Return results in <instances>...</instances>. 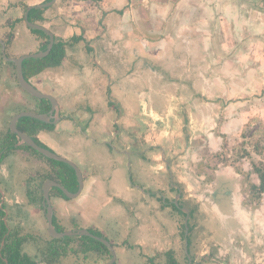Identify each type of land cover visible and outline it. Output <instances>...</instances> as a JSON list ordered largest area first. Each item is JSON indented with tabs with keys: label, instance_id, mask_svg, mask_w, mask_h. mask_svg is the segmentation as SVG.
<instances>
[{
	"label": "crops",
	"instance_id": "crops-1",
	"mask_svg": "<svg viewBox=\"0 0 264 264\" xmlns=\"http://www.w3.org/2000/svg\"><path fill=\"white\" fill-rule=\"evenodd\" d=\"M9 1L12 4L23 2L27 6H33L45 0ZM10 8L14 9V14L15 11L16 14L21 13V7L17 5ZM44 16L42 25L50 29L55 36L63 40H68L73 35H82L84 38L65 47V57L58 67L47 68L39 75L31 77V80L45 88V92L52 93L57 98L63 115L71 116V119L60 121L54 133L63 129L62 133L74 138L79 133L70 134L69 126L74 124L78 130L85 128L91 112H95L98 106L96 102L98 100L100 102L101 99L100 105L106 107L108 111L100 124L109 123L108 128L118 125L131 126L129 132L134 136H140L144 130L143 123H148L147 120L156 123V120L164 119V116L156 115L151 104V92L156 90L158 93L163 86H155L152 79L168 75L164 72L167 62L172 63V66L178 64L186 66L187 71H192L190 57L193 55V49L198 50L201 45L200 49L205 51L208 57L206 62L208 70L200 73V76H215L217 57L227 62L233 54L234 60L239 62L240 66L232 70L224 65L221 68L223 75L233 77L239 74L240 78L247 79L250 71L254 70L256 77L259 78L257 82L262 85L245 80L244 85L237 90L230 87L228 99L234 91L247 96L249 93L257 92L259 86L262 87L263 93L255 97L254 109H247L246 106L252 107L247 104L246 97L234 103L229 102L228 106L239 104V108H242L237 116L232 117V121H243L252 112L260 119L264 117V59L257 48L264 44L263 0H54L47 6ZM226 23L229 25L230 37L225 30ZM21 33L25 38L28 36L23 30ZM33 50L30 48L23 52ZM251 58L259 62L255 68H248ZM86 60H90L91 64L86 65ZM181 75L174 73L170 76ZM95 80L99 84L98 87ZM171 84L168 85L172 94L167 92L166 98L159 97L160 108H167L170 112L174 110V101H170V104L166 102L173 99L170 96L183 99L181 96H186L185 92L192 94L187 82ZM195 89L197 90V87ZM59 93L61 96L58 97ZM108 93L117 104H108L106 96ZM187 99V97L184 99L185 102ZM242 104L244 106H240ZM187 105L191 106L188 103ZM61 126L62 129L59 128ZM97 128L99 127L94 131L97 132ZM121 129L120 133L124 135ZM51 133L53 132L40 131L37 137L54 150L59 145ZM112 133L113 128L109 135ZM100 140H107V137L103 136ZM9 157H13L12 154ZM110 162L111 160L105 159L103 164L98 166L95 160L91 168H85L87 170L85 174L82 172L83 186L80 194L85 198L90 196L92 189H95L96 197L108 199L111 205L115 204L116 208L123 209V199L129 196L126 195L129 187L117 189L109 185L112 184L109 172L115 169L110 168ZM10 163L6 162L4 166L7 176L13 171V166H8ZM20 184L24 196V186ZM4 195L6 200L14 198L16 201L25 202L26 199V196L22 198L19 194L16 195L9 186L4 190ZM51 198L66 201L60 195H53ZM166 209L167 207L164 210L167 211ZM53 215L56 219L60 218L59 215L56 216L54 209ZM30 217L35 219L40 232L46 234L43 209H31ZM150 220L158 229L161 228L153 218ZM108 231L111 230L103 233L106 234ZM176 233L181 237L180 230ZM155 237L163 239L162 234ZM155 237L150 238L149 235L146 237L149 245Z\"/></svg>",
	"mask_w": 264,
	"mask_h": 264
},
{
	"label": "flooded vegetation",
	"instance_id": "flooded-vegetation-1",
	"mask_svg": "<svg viewBox=\"0 0 264 264\" xmlns=\"http://www.w3.org/2000/svg\"><path fill=\"white\" fill-rule=\"evenodd\" d=\"M43 2H46V0ZM8 5L10 7L16 5L21 7V13L19 14H16V11L14 14V9L9 7L8 10L12 11L13 18L23 16V20L18 21L14 25L13 29H11L14 33L13 38L17 34L15 29H17L18 24L21 22L25 24L28 32L34 35L29 29L32 27H29L24 19V12L28 7L27 4L23 2H16L12 4V2H9ZM24 5L27 7L24 8ZM6 27H8L9 31L10 27ZM34 36L37 38V40H39V44L43 42V38L36 35ZM4 38L5 35L0 37V40L4 42L5 53L7 56H12L6 51L9 45L6 47ZM39 44L35 50L23 52L21 54L42 51L38 50ZM201 47L202 45L198 47V50L195 48L193 49V55L190 57L192 61L189 62V64H191L193 67L192 71H187L186 66L179 64L172 66V63L167 62L165 63L166 70H164V72L168 75L155 77L152 79V82L155 86H163L160 92L157 93L156 90L151 92V104L154 107V112L156 115L164 116L163 118L168 120L167 123H175L178 126V128L175 129L176 134L173 135L174 138H171V140L174 148H181L180 152L173 149V157H169L168 155L166 156L167 150L165 147L168 146L167 144L170 145V142L165 136H163L165 138L162 139L163 143L156 142L150 137V143L146 147H141L138 149H136L138 144H136L133 139L131 143L132 147L125 143L121 145L120 141L123 140L122 134L120 133L121 128L119 125L112 127L114 132L113 136L117 138V142L120 145V150L116 152L120 154H126L128 158L130 157L129 155H131L133 159V164H130L129 161L128 171L129 182L131 186L128 191H126V195H129L126 199L127 201L136 200L139 202V206H141L142 209L145 208L140 204L144 203L150 208L152 214L156 216L166 207H169L173 211L172 213L174 215L180 214L181 216L182 214L180 211L184 212V208L188 210V218L186 223L187 233L185 234L184 220L186 213L184 212L185 215L182 216L183 219L181 222V224H184V236L182 237L181 234V237L183 239V251L185 247V237L187 239V250L191 255L190 264H264V206L262 207V205H260L261 197L259 199H255L248 191H244L243 183L245 185V182L243 179L245 178L243 173L239 167L236 166V161L233 163V160L226 158L225 151H207L206 154L202 153L199 156V159H193L192 146L199 139L210 137L212 132H210V129L213 128V124L215 125L218 118V115L215 112V108H217L216 100L219 99V97H223V94H219V96H217V94L213 93V88H215L218 83L216 76H200V73H205L206 70H208L206 63L208 57L205 51L200 49ZM0 57L4 62H8L2 57L1 43ZM13 70L15 80L17 82L14 64ZM174 73H181L182 75L170 76ZM189 73H192V75H189ZM29 80L31 81V78ZM175 82H187L189 85L187 87L192 90V94H190V92H185L184 95H187L181 96L183 99H175L173 95L170 96L173 97V99H168V101H166L169 104L170 101H174V110H171L170 112L167 108H160L161 101L159 97L165 96L166 98L167 92L172 94L171 88H169L168 84L172 85L171 83ZM195 87H197V90ZM23 92L25 91L23 90ZM108 94H106L108 104H117V102H115L112 98V95L110 93ZM213 95L215 96L214 98L212 97ZM186 97L188 98L187 102L184 100ZM219 102H221V100H219ZM187 103L191 104V106H188ZM115 110L117 109L115 108ZM18 111H21V109L14 112V114ZM94 113L95 112H91L90 118L87 121L85 128L81 129L80 133H82L86 139L91 140L92 143L102 145L105 153L103 152V156H91L90 161H85V168H91L95 160L98 163L97 165L101 166L105 159L111 160V169L117 168V164L120 166L123 162L121 161V156L118 158V155L114 156L110 151V147H112L110 145L112 140H109L108 138L107 140L96 139L87 133L90 131L89 125L92 126L91 122L94 118ZM59 116L60 118L56 122H51L54 124L53 129L48 130L53 132V135L55 134L54 131H56V125L60 121L66 118L71 119V116L62 114L60 107ZM159 121H162V119ZM7 127H9V123ZM107 127L110 126L108 125ZM225 127L223 131H226ZM6 128L4 130H6ZM91 132H93L92 129ZM146 138L144 136L142 140H145ZM140 143L142 142L140 141ZM133 145H135V147ZM223 148L224 147L222 146V149ZM168 151H171V149H168ZM219 152L222 154L224 153L225 155H223V158L220 155L221 159H217L218 161H216V165L214 166L213 161H209L206 159V157L209 154H220ZM8 159L9 154L5 155V157L0 161V177H4L5 180L7 179V175L4 171V166H6ZM84 159L85 158H82V160ZM156 160H159L161 164L157 165V163L154 162ZM190 162L193 163L190 165ZM187 174L193 178L186 180ZM175 175L177 177L176 183L172 181ZM26 180L28 184L26 186V190L24 188L26 196L25 202L16 201L14 198L11 200H6L4 190L1 191L0 188V264H105L112 258L111 251L107 247L110 254L103 262L104 256L107 255H104L103 247L100 245H95L93 247L91 246L93 243L84 240L88 237L98 240L93 236L65 235L63 237L54 238L48 233V230L46 234H42V232H40L36 226L37 224L35 219L31 218L30 215L31 209L34 208L33 205H36V203L39 202V205L43 209L44 218L46 220L45 206L42 204L43 194L42 198H39V195L36 196L37 193H43L42 185L44 180L37 183V180L35 181L32 176H27ZM35 182L36 185L34 184ZM144 182L146 183V186L143 185ZM248 182L250 181L248 180L246 183L248 184ZM251 182H257V177L255 181ZM182 185H184L185 190H187V196H185V193H183ZM33 186L34 188L32 190L30 187ZM167 187L174 191V194L170 199H167L166 196ZM52 188L53 187H51L49 190L50 197L53 196L51 194ZM29 191L30 195H35V201H32L33 199L27 194ZM244 193L246 196L243 195ZM173 203L177 208L173 207ZM56 220L57 219L55 218V222ZM56 224L57 225L55 228L57 229L59 224L57 222ZM121 226L122 223L120 224V230H113L117 236L120 234V232H122ZM134 226L136 227V225ZM189 227L190 231L188 229ZM57 230L63 231V228ZM89 232L95 236H102L108 239L103 232L100 234L94 231ZM188 233L189 239L187 238ZM109 240L108 241L112 245L116 254L115 260H113L110 264H129L128 257H126V260H121V250L127 249L129 252V243L131 242L127 243L124 240H121V243L112 239ZM141 240L143 244V242H145L144 238H141ZM199 240H205L206 243L203 245L204 249L197 253L194 252L195 250L192 251V246L195 244L194 247L196 249V241L199 242ZM170 249L173 250L172 248H169L162 253L158 250L159 256L163 257L162 264H165V252ZM130 253L132 252H129V254ZM140 256V254H137L136 259L141 261ZM144 259L148 261V264H152L153 262L152 257H145ZM145 260L142 259V261L146 262ZM187 262L188 258L186 260V264Z\"/></svg>",
	"mask_w": 264,
	"mask_h": 264
},
{
	"label": "rangeland",
	"instance_id": "rangeland-1",
	"mask_svg": "<svg viewBox=\"0 0 264 264\" xmlns=\"http://www.w3.org/2000/svg\"><path fill=\"white\" fill-rule=\"evenodd\" d=\"M4 5H3V3ZM0 1V37H3L5 35V32L8 31V27L4 25L5 20L8 17H12L13 13L9 9V0ZM264 2V0H263ZM15 16V15H14ZM226 33L230 37L229 33V25L228 23L224 24ZM19 27V31H18ZM21 30H23L28 36L25 38L23 37ZM17 32L16 36L12 39L11 44L7 47L6 51L12 55L17 56L21 53H23L24 50L33 48L36 49L37 45L39 44V40L37 38L30 34L28 30L25 27V24L23 22L19 23L17 26V29H15ZM230 38H228V41ZM264 43V41H263ZM260 51V56L264 59V44H260L257 47ZM235 58L230 56V58L227 59V62H223V59H219L217 57V60H215V76L218 81L217 86L213 88V93L217 94H223V97H219V99L216 100V107L215 112L218 115V118L216 120L215 125L213 124V128L210 129L211 135L210 137H204V139H199L197 142L194 143L192 146L193 149V159L197 158L199 159V156L202 153L213 152L216 150H223L226 152V158H229L233 161H236V166L239 167L241 172L243 173V176L245 179V185L243 183L244 191L247 192V186L246 182L249 181H255L256 177L255 174L252 173L251 169V162L252 161H264V155L259 156L253 151V145L256 141L261 140L264 142V117L263 119L258 118L253 112L250 113L243 121H232V117H235L238 115V112L241 111L242 108H239V104H234V106H228L229 102H236L241 98H245L248 100L247 104L250 105L252 108L247 107L248 110L254 109L255 106V97L260 95L262 93L261 88H257V92L249 93L247 96L239 93L238 91H234L232 93V96L228 99V94L230 93V87L231 89L234 88V90L239 89L240 86H243L244 83L247 80L250 83H258L256 77V73L254 70L250 71V75H248L247 79L240 78L239 74L233 75V77H226L223 75L221 68L225 66H229L232 70L238 69L240 66V63L234 60ZM86 65L91 64V61L86 60ZM258 61L256 59L253 60L251 58L250 65L248 68H255L258 65ZM243 66V64H242ZM212 77V76H211ZM33 83H35V80H31ZM95 80V84L98 87V83ZM261 85V83H258ZM84 85V82H83ZM36 86L45 92V88H42V85L37 84ZM102 86V84H101ZM262 86V85H261ZM85 88V85H84ZM104 88V87H103ZM264 92V89H263ZM263 94V93H262ZM109 95V94H108ZM61 96V93L58 94V97ZM99 96V94L97 95ZM215 97L214 95L212 96ZM102 98V97H101ZM109 98V97H108ZM32 97L27 94L26 92H23V90L17 85V82L15 80L13 65L9 64L8 62H4L0 57V133L7 127L8 123L10 122L11 116L16 112L17 110L23 108L24 106L31 107V100ZM221 100V102H219ZM101 102V99H100ZM99 100L96 102L97 107L95 109V115H93L92 119V126L89 125L90 136L95 137L96 139H101L103 136L107 137L109 140H112L110 151L113 153L114 156L118 155L121 156V161L123 162L120 166L117 164V168L111 170L109 173L111 175L112 184L109 183V185H113L114 188H125V186L130 188V182H129V161L130 164H133V159L131 155L128 158L126 154H120L116 151L120 150V145L117 142V138L113 136V133L110 134V130L112 128H108L109 123H102V118L106 115V107H102L100 105ZM226 104H225V103ZM63 105V102H61ZM225 104V105H224ZM240 106H244L243 104ZM73 112V110H71ZM70 111V112H71ZM231 114V116H229ZM115 115L113 114V117ZM148 123H143L144 130L142 134L139 136H134L132 132H129L131 126H125L121 125L120 128L123 130L122 135V141H120L121 145L123 143L128 144L132 147V139H135V143L138 144V148L146 147L150 143V137L153 138L156 142H162L163 138H167L170 142V145L167 144L166 150L169 157H173L172 150H177L178 152L181 151V148H174L172 144L173 135L176 134L175 129L178 128V126L175 123H167L168 120L162 119V121L156 120V123H153L152 120H147ZM90 123V124H91ZM232 123V124H231ZM226 126V127H225ZM228 126V127H227ZM97 128V132L94 131V129ZM225 127L226 131H223ZM60 129L63 128V126L59 127ZM69 132L70 134H74L78 132L79 134L76 135L74 138L68 137L69 135H66L61 132H57L54 134V139H56L58 142V148L54 149L55 152L58 154L68 158L69 160L73 161L78 167L80 168L81 172L85 174V161H90L91 156L95 157L96 155L103 156L105 153V150H103L102 145H97L96 143H92L91 140L86 139L82 133H80V130H78L76 125H70L69 126ZM125 128V129H124ZM91 129L93 132H91ZM142 129V128H141ZM103 130V131H102ZM68 132V131H67ZM243 133V135H242ZM150 134V135H149ZM53 136V134L51 133ZM50 135V136H51ZM144 136H147V138L142 140ZM165 136V137H163ZM83 137V138H81ZM140 141L142 143H140ZM144 141V142H143ZM135 144V145H136ZM135 145H133L135 147ZM222 146L224 147L222 149ZM55 147V146H54ZM245 147L248 151H250L249 156H245L243 158L237 157V151L241 148ZM168 149H171V151H168ZM104 152V153H103ZM12 154L13 157H9L7 162H11L8 166H13V171L9 176H7V179L5 180L4 177H0V188L1 191L7 189V187H11L15 192L16 195L19 194L22 198L24 196L22 195V185L23 184L25 190L27 186V176H32V178L37 183L40 182L39 172L47 171L49 169L48 162L43 159L40 156H37L30 152L29 150H15L9 155ZM11 158V159H10ZM82 158H85L82 160ZM188 158V157H187ZM125 159V160H124ZM188 160V159H187ZM157 163V165H160L161 163L159 160L154 161ZM193 163V162H192ZM190 162V165L192 164ZM84 165V166H83ZM192 168V166H191ZM18 171V173H17ZM86 176V175H85ZM193 178V177H192ZM188 174L186 175V180L192 179ZM134 179V177H133ZM5 180V181H4ZM174 183L177 182L176 175L173 177L172 180ZM150 183L149 181H147ZM26 184V185H25ZM36 185V182L34 183ZM33 184V185H34ZM34 185V186H35ZM144 186H146V183H143ZM21 186V187H20ZM33 187L32 188L33 190ZM78 187V186H77ZM128 188V189H129ZM191 189L190 187H188ZM95 190V189H94ZM94 190L92 189L90 192V196L82 198L80 194L79 196H76L74 198H65V202H61L59 200H53V198L50 197V202L52 205V208L54 209L56 216L59 215V219L56 220V222L59 224L60 227L63 228V230H73L77 228H83L94 231L98 234L101 232L108 231L105 235L106 237L118 242H121V240H124L125 242H131L127 245H129L130 250L129 252H132L129 254L127 249L121 250V260H126V257L129 259V264H148V261H146L144 258L152 257L153 262L152 264H162L163 257L159 256V251L162 253L166 249L172 248L175 251V255L178 258V260L181 262V264H186V260L184 258L185 256V250L183 251V239L179 235H177L176 231L181 230V222L183 217L180 214L174 215L172 210L167 207V211L164 210L160 212L157 216L152 214L150 211V208L148 206L142 207L148 208V209H142L141 206H139V202L136 200H124V208L126 210L116 208L115 204L109 203L108 199H103L101 197H96ZM183 193H185V196H187V190H185V186L182 185ZM137 191V190H135ZM39 193L36 194L38 196ZM174 194L173 190H170L168 187L166 188V196L167 199L172 198V195ZM244 196L245 193L243 194ZM53 197V196H52ZM260 205L262 207L264 206V193L260 196ZM135 198V197H134ZM116 199V197H114ZM136 199V198H135ZM137 204H135V203ZM34 208H41L39 204L36 203V205H33ZM39 207V208H38ZM264 208V207H263ZM42 210V208H41ZM34 215V213H32ZM150 218H153L157 224L161 228L158 229V226H155L150 220ZM122 223L120 234L117 236L115 231L113 230H120V224ZM136 225V227L134 226ZM150 226V227H149ZM150 228L148 231L147 228ZM47 229V227H46ZM178 229V230H176ZM158 234H162L163 239L156 238L155 236ZM149 235V237H155L154 240L150 241V245L146 237ZM85 238V237H84ZM141 238H144L145 242L142 244ZM188 239H189V233H188ZM85 241L95 243L93 239L87 238L84 239ZM110 241V240H109ZM197 248L195 249V244L192 246V251L194 252H201L204 248L203 245L206 243L205 240H199L197 242ZM143 250H142V245ZM202 248V249H201ZM159 250V251H158ZM144 251V252H143ZM160 253V254H161ZM189 253V251H188ZM137 254H140L141 261L137 258ZM130 255V258H129ZM132 255V256H131ZM190 255V253H189ZM191 257V255H190ZM105 258L107 256H104L103 262L105 261ZM127 259V260H128ZM145 260L146 262L142 261ZM207 264V263H206Z\"/></svg>",
	"mask_w": 264,
	"mask_h": 264
},
{
	"label": "trees",
	"instance_id": "trees-1",
	"mask_svg": "<svg viewBox=\"0 0 264 264\" xmlns=\"http://www.w3.org/2000/svg\"><path fill=\"white\" fill-rule=\"evenodd\" d=\"M48 1V0H46ZM27 6L24 5V8ZM47 7H40V6H32L28 12L27 17L28 20L31 22L41 23L45 20L44 11ZM23 16L21 17H15L11 18L8 17L5 20V25L10 27V30L6 32L4 41L6 42V47L11 44L14 33L11 29H13L14 25L18 21H22ZM30 31L38 36L43 38V42H41L38 46V50H45L46 46L48 44V34L39 28H29ZM84 39L82 35H73L68 40H63L62 38H57V36H54V43L52 45L51 50L48 52L47 55L42 57H28L25 58L22 61V72L24 75V78L30 79L33 76L39 75L42 71H44L47 68H53L56 66H59L62 62V59L65 57V47L67 45L77 43L78 41ZM9 64L13 65L12 62L8 61ZM32 97L31 101V107L24 106L21 108V110H32L35 112H47L50 107V102L46 98H37ZM20 110V109H19ZM16 127L20 129L21 131L25 132L26 134L30 135L33 140L38 143L39 145H42L44 147L49 148L46 144H44L38 137L37 134L40 131H48L52 130L54 127V124L51 122H44L42 120L29 117V116H22L20 117L16 122ZM243 135V133H242ZM19 140L16 133L12 132L9 127L6 128V130L2 131L0 134V161L5 157V155L18 150H29L33 154L42 157L45 159L49 164V169L47 171L39 172L40 181H43L45 178H52L54 180L59 181L62 185H64L66 188H68L70 191H75L78 186L77 178L74 169L67 163L53 160L51 158H47L43 156L41 153L36 151L35 149L31 148L27 144H17V141ZM253 150L256 154L259 156L264 155V142L261 140H258L253 145ZM209 154L206 159L209 161H213V165H216L217 159L223 158L224 153L222 154ZM237 157L238 159L244 156H249V151L245 147H241L237 151ZM213 159V160H212ZM234 163V161H233ZM252 172L257 177V182H248L247 184V191L253 196L255 199H259L262 193H264V162L259 161H252L251 162ZM27 194L33 199L32 201H35V195H30V191L27 192ZM52 195H60L63 198H67L63 192L57 188L53 187L51 190ZM39 198H42V193L39 194ZM174 208H177L175 204H172ZM182 216H184V212L180 211ZM53 223L55 226L57 225L55 222V217L53 216ZM57 229H62L61 227L57 226ZM190 231V227L188 228ZM181 234L182 237L184 236V224H181ZM89 238V237H88ZM188 238V236H187ZM92 239V238H91ZM95 243H93L91 246L100 245L103 247L104 255L108 256L110 254L109 249L107 246H105L102 242L93 239ZM88 247V246H87ZM184 258L187 260L186 255ZM165 264H181L180 261L177 259L175 252L173 250H168L165 252Z\"/></svg>",
	"mask_w": 264,
	"mask_h": 264
},
{
	"label": "water",
	"instance_id": "water-1",
	"mask_svg": "<svg viewBox=\"0 0 264 264\" xmlns=\"http://www.w3.org/2000/svg\"><path fill=\"white\" fill-rule=\"evenodd\" d=\"M53 1L54 0H49L46 2H41L37 5L40 7H47L50 4H52ZM30 7L31 6H28L26 11L24 12V19L26 21V24L29 27L42 29L48 34L49 42L47 44L46 49L42 50V51H38V52L21 54L19 56H7L5 53L4 42L2 40H0L1 54H2V57L4 58V60L10 61L14 64L16 78H17V82H18V85L20 86V88L23 89L25 92H27L29 95H31L33 97L48 99L50 102V109L48 112H35L32 110L18 111L17 113H15L12 116V118L9 122V128L12 132L17 134V136L19 138V140L17 141L18 145L27 144L28 146L35 149L36 151H38L39 153H41L43 156H45L47 158H51L53 160H57V161H61V162H65V163L69 164L75 171L77 182H78V187L75 191H70L64 185L60 184L58 181L53 180L51 178H46L43 181L42 204L45 206V217H46V221H47L48 233L54 238L63 237L65 235H90V236H93V237L97 238L98 240H100L104 245H106L110 249L111 254H112V258L105 263V264H110L113 260H115L116 254H115V251H114L112 245L108 241V239H106L102 236H95L94 234H91L87 229H83V228L58 231L55 228V225L53 223V208H52V205L50 202L49 190L51 187H57L63 192V194L67 198H74V197L78 196V194H80V191H81L82 186H83V175H82V172H81L80 168L78 167V165H76L73 161L69 160L68 158L58 154L54 150L47 148V147H44L42 145H39L38 143H36L33 140V138L30 135L26 134L25 132L19 130L16 127V121L22 116L33 117V118L42 120L44 122H56L60 118V116H59V105H58V102H57L56 98L54 97V95L41 91L30 80L24 78V75L22 72V61L25 58L42 57V56L47 55L48 52L51 50L52 45L54 43V34L48 28H46L44 25H42L40 23H35V22H31L28 20L27 11L30 9ZM183 211L186 213L185 220H184V222H185V234H186L187 233V224L186 223H187V218H188V210L186 208H184ZM186 244H187V239L185 237L184 250H185L187 258H188L187 264H190L191 259H190V255L188 253Z\"/></svg>",
	"mask_w": 264,
	"mask_h": 264
}]
</instances>
